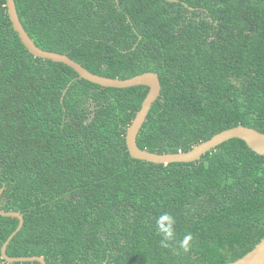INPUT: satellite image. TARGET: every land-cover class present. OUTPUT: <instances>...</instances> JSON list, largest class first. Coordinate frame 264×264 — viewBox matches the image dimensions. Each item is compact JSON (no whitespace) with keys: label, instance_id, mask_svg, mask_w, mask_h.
<instances>
[{"label":"trees","instance_id":"obj_1","mask_svg":"<svg viewBox=\"0 0 264 264\" xmlns=\"http://www.w3.org/2000/svg\"><path fill=\"white\" fill-rule=\"evenodd\" d=\"M35 44L93 74L153 72L137 143L188 152L243 125L264 133V0H15ZM149 88L89 82L32 55L0 0V210L23 215L10 257L47 264H228L264 238V156L231 139L192 163L131 157ZM175 219L165 248L157 219ZM19 219L0 215L2 247Z\"/></svg>","mask_w":264,"mask_h":264},{"label":"water","instance_id":"obj_2","mask_svg":"<svg viewBox=\"0 0 264 264\" xmlns=\"http://www.w3.org/2000/svg\"><path fill=\"white\" fill-rule=\"evenodd\" d=\"M6 1L8 14L12 22L13 28L18 33L21 41L26 46L28 51L35 57L48 59L56 63H63L68 67L72 68L74 71H76L79 74L80 78L85 79L94 84L100 85L102 87L123 89L136 86H146L149 88V92L142 103L141 109L138 111L126 135L128 151L132 158L154 164L164 165L170 163H192L200 161L203 155L214 150L219 145L231 139L243 140L252 151L264 156V133L243 125H239L237 127L220 132L219 134L213 136L211 139L193 147L188 152L158 154L149 152L147 150H142L138 146L137 137L144 123L147 120L148 114L153 104L160 97L162 86L159 79V75L153 72H146L126 80L103 77L100 75L93 74L85 67H83L80 63L71 59L66 54L43 50L35 44L34 40L29 36L27 31L23 27L18 15L15 0ZM116 2L117 5H119L120 0H116ZM3 190L0 192V196L3 193ZM0 215L4 217H15L18 218L20 221L17 229L11 234V236L8 238V240L4 243L2 247V257L4 261L7 263H23L37 261L41 264H47L46 260L43 257H10L7 255V248L9 244L11 243L13 238L20 232L24 225V217L23 215L17 212H5L2 210H0ZM228 264H264V238L247 255L238 259L235 262Z\"/></svg>","mask_w":264,"mask_h":264},{"label":"clouds","instance_id":"obj_3","mask_svg":"<svg viewBox=\"0 0 264 264\" xmlns=\"http://www.w3.org/2000/svg\"><path fill=\"white\" fill-rule=\"evenodd\" d=\"M175 219L168 213L161 214L157 219V231L161 236V245L165 248L170 246V243L177 242L180 249L188 252L193 241L192 235L186 234L182 240L177 241L175 232Z\"/></svg>","mask_w":264,"mask_h":264}]
</instances>
